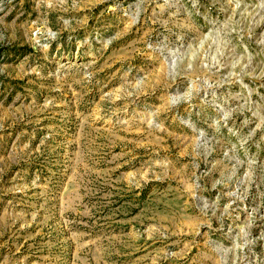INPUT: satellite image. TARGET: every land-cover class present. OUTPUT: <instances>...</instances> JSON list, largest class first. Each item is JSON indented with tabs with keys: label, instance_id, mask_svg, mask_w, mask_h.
Wrapping results in <instances>:
<instances>
[{
	"label": "rangeland",
	"instance_id": "obj_1",
	"mask_svg": "<svg viewBox=\"0 0 264 264\" xmlns=\"http://www.w3.org/2000/svg\"><path fill=\"white\" fill-rule=\"evenodd\" d=\"M0 264H264V0H0Z\"/></svg>",
	"mask_w": 264,
	"mask_h": 264
}]
</instances>
